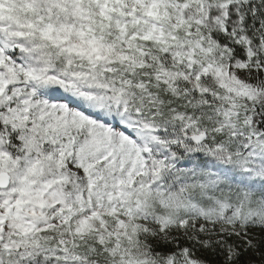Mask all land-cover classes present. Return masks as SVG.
Segmentation results:
<instances>
[{"label": "snow or ice", "instance_id": "6c2138e0", "mask_svg": "<svg viewBox=\"0 0 264 264\" xmlns=\"http://www.w3.org/2000/svg\"><path fill=\"white\" fill-rule=\"evenodd\" d=\"M0 264H264V0H0Z\"/></svg>", "mask_w": 264, "mask_h": 264}]
</instances>
